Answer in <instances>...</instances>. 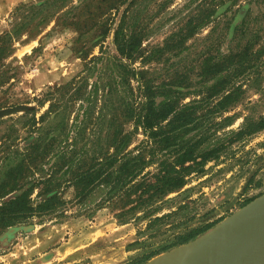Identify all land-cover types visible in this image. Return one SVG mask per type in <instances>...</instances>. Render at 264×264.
<instances>
[{"label":"rangeland","instance_id":"obj_1","mask_svg":"<svg viewBox=\"0 0 264 264\" xmlns=\"http://www.w3.org/2000/svg\"><path fill=\"white\" fill-rule=\"evenodd\" d=\"M46 1H49L46 11H53L52 0H0V31L8 28L12 19L22 20L21 8L18 10L22 4L38 6ZM86 1L64 0V7L48 17L38 33L24 32L15 39V49L5 63L18 66L17 74L0 88V109H19L0 118V133L14 126L24 135L22 122L31 115L38 120L48 108L50 101L46 93L77 75H85L92 56L98 55L101 49L115 52L111 31L107 28L113 21L115 24L119 21L121 10L123 12L126 6L121 7L124 0H89L87 7L84 6ZM200 1L133 0L120 22L127 35L131 31L142 33L141 48L148 52L153 46L163 45L170 35L176 42L178 35L175 34L183 33L191 12ZM212 2L205 0V3ZM72 5L76 7L72 9ZM246 9L250 10L248 29L242 35ZM213 17L159 60L143 64L138 58L134 63L156 81L178 79L191 85L181 88L185 94L178 100L177 109L183 103H190L186 114L190 113L199 121L189 124L193 128L185 137L194 141L201 135L199 139L205 137V140L200 149L217 148L215 156L202 166V171L191 172L181 192L169 195L174 198L170 209L184 202L187 206L151 229H146L147 219L122 223L108 208L98 210L93 216L79 215L62 222L39 224L36 219L19 222L0 230V264H129L150 249L168 243L167 237L177 227L207 221L219 223L249 199L264 192V128L240 139L231 135L246 118L257 120L264 116V0H237L226 14ZM246 37L248 57L242 72L231 69L232 72H221L205 81V85H211L218 82L216 78L228 76L223 89L219 86L212 89L194 87L193 80L198 79L196 73L202 59L209 57V62L220 64L228 58L227 53L241 49L240 40L242 43ZM213 91L218 92L210 96ZM227 93L237 94V101L227 110H219L217 102ZM143 137L139 130L130 147ZM18 142L24 144L21 139ZM39 190L36 187L30 197L34 199ZM168 210L165 208L158 214ZM185 220L186 223L178 225ZM29 224L31 229L21 228ZM13 226L19 228L6 235L7 229ZM155 228L158 230L151 232ZM183 246L173 248L179 250Z\"/></svg>","mask_w":264,"mask_h":264},{"label":"trees","instance_id":"obj_2","mask_svg":"<svg viewBox=\"0 0 264 264\" xmlns=\"http://www.w3.org/2000/svg\"><path fill=\"white\" fill-rule=\"evenodd\" d=\"M132 1H123L121 7L126 6L121 10L119 21L116 24L113 21L107 28L113 29L115 52L101 49L98 55L92 56L85 75H77L46 93L50 101L48 108L38 120L31 115L22 122L24 135L14 126L0 133V230L35 219L42 224L79 215L93 216L103 208L115 212L122 223L147 219L146 229H151L187 206L184 202L170 209L174 198L169 195L181 192L191 172L202 171L217 148L200 149L205 140V137L199 139L201 135L194 141L185 137L193 128L189 124L199 121L186 114L190 103H183L177 109L178 100L185 94L181 88L191 85L178 79L156 81L134 63L138 58L143 64L159 60L211 22L213 16L226 14L237 0L200 1L183 33L175 34L178 35L176 42L170 35L163 45L153 46L148 52L141 48L142 33L131 31L127 35L120 22ZM63 2L52 0L51 12L46 11L49 1L38 6L22 4L18 7L22 20L12 19L10 26L0 31V88L17 74L18 66L5 63L15 49V39L24 32L38 33L47 18L64 7ZM84 6H89V0ZM75 7L72 5V9ZM249 15L250 10L246 9L242 35L247 32ZM240 46L236 53H227L228 58L220 64L209 62V57L202 59L196 73L198 79L193 80L194 87H226L228 76L225 75L211 85H205V81L221 72H232L231 69L242 72L248 57V37L242 43L240 40ZM237 96L223 95L217 102L218 109L227 110L237 101ZM262 128L264 116L257 120L246 118L231 135L240 139ZM139 130L144 137L130 147ZM20 139L23 145L18 142ZM36 187L40 190L32 199L30 195ZM165 208L169 210L159 215ZM186 222L180 221L178 225ZM217 222L179 226L167 237L168 243L150 249L129 264H143L161 252L185 244Z\"/></svg>","mask_w":264,"mask_h":264},{"label":"water","instance_id":"obj_3","mask_svg":"<svg viewBox=\"0 0 264 264\" xmlns=\"http://www.w3.org/2000/svg\"><path fill=\"white\" fill-rule=\"evenodd\" d=\"M113 37V29L110 32ZM19 107L0 109V118ZM264 214V192L253 198L212 228L182 244L185 256L178 264H264V219L246 225ZM19 227L7 229L6 235ZM31 229L32 225L22 226Z\"/></svg>","mask_w":264,"mask_h":264},{"label":"bare ground","instance_id":"obj_4","mask_svg":"<svg viewBox=\"0 0 264 264\" xmlns=\"http://www.w3.org/2000/svg\"><path fill=\"white\" fill-rule=\"evenodd\" d=\"M261 217H263L262 219H264V214L263 216H260V218L253 220L252 222H249L246 226L251 227L252 225H254L256 221L261 220ZM185 253L186 251L184 246L182 248L180 247L179 250L171 249L170 251H166L156 256L147 264H178L181 261V259L185 256Z\"/></svg>","mask_w":264,"mask_h":264},{"label":"crops","instance_id":"obj_5","mask_svg":"<svg viewBox=\"0 0 264 264\" xmlns=\"http://www.w3.org/2000/svg\"><path fill=\"white\" fill-rule=\"evenodd\" d=\"M174 249V248H173Z\"/></svg>","mask_w":264,"mask_h":264}]
</instances>
